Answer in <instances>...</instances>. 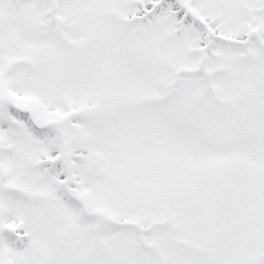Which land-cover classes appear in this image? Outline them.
Here are the masks:
<instances>
[{"label": "snow or ice", "instance_id": "snow-or-ice-1", "mask_svg": "<svg viewBox=\"0 0 264 264\" xmlns=\"http://www.w3.org/2000/svg\"><path fill=\"white\" fill-rule=\"evenodd\" d=\"M0 264H264V0H0Z\"/></svg>", "mask_w": 264, "mask_h": 264}]
</instances>
